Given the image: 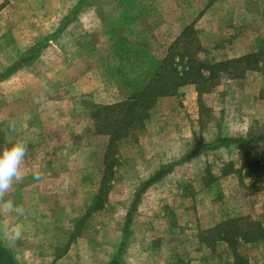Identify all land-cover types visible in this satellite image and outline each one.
Listing matches in <instances>:
<instances>
[{
    "label": "rangeland",
    "instance_id": "374dc122",
    "mask_svg": "<svg viewBox=\"0 0 264 264\" xmlns=\"http://www.w3.org/2000/svg\"><path fill=\"white\" fill-rule=\"evenodd\" d=\"M158 10L156 0H0V121L6 102L22 109L48 161L35 169L60 203L105 204L86 241L119 240L135 193L175 164L139 205L134 231L148 218L181 220L186 235L189 222L223 221L213 233L245 244L214 264H264V0H245V35L233 38L246 47L230 52L245 55L211 65L193 35L170 50L158 41ZM14 74L18 83H3ZM218 134L239 141L178 162Z\"/></svg>",
    "mask_w": 264,
    "mask_h": 264
},
{
    "label": "crops",
    "instance_id": "0c3cea01",
    "mask_svg": "<svg viewBox=\"0 0 264 264\" xmlns=\"http://www.w3.org/2000/svg\"><path fill=\"white\" fill-rule=\"evenodd\" d=\"M156 1L159 9L157 19L167 21L158 41L165 43L167 37L168 50L193 35L199 41L198 51L205 57V61L198 60L204 65L227 62L245 55V52L230 53L245 50L243 47H246L244 40L235 44L233 38L235 35H245V0H202L204 4L194 13H184L183 4L191 3L192 0ZM216 37L226 40L214 44L212 42ZM216 52L220 54L219 57L214 55ZM222 52L227 54L222 55ZM15 74L3 77V83L10 79L17 82ZM186 86H180L179 89ZM3 106L5 118L3 122L0 121V147L8 146L14 138L23 139L28 144L20 178L13 181L8 191L0 193V245L7 251L13 264H110L113 261L117 264H214V259L225 260L232 255L237 258L240 255L241 245L245 244L242 239L213 233V229L220 227L223 221L213 222L212 225L197 222L192 225L189 222V234L186 235L188 232H182L181 220L177 223L175 219L169 220L170 224H167L166 220L148 218L139 234L138 230L134 231V214L139 205L147 206L144 202L148 200L150 190L165 176L143 190L136 203L135 193L125 215L119 240L115 239L112 243L98 239V236L97 240L86 241L90 225L95 224L93 218L104 210L105 204L99 202L96 195L89 204H70V199L60 203L58 197H53L48 187V173L39 171V177L36 174L38 171L34 165L48 161L41 157L40 162L33 151L37 142L34 134L31 135L32 129L19 123L22 109L9 106V102ZM10 120L15 124L14 131L8 128ZM217 136L223 137L221 134ZM106 243H109L110 250L104 256L100 252L101 244ZM216 253L222 255L215 258Z\"/></svg>",
    "mask_w": 264,
    "mask_h": 264
},
{
    "label": "clouds",
    "instance_id": "9594fccd",
    "mask_svg": "<svg viewBox=\"0 0 264 264\" xmlns=\"http://www.w3.org/2000/svg\"><path fill=\"white\" fill-rule=\"evenodd\" d=\"M8 128L10 131H14L13 121H9ZM27 154L28 144L23 139L14 138L9 141L8 146L0 147V193L8 191L12 187L13 181L20 178Z\"/></svg>",
    "mask_w": 264,
    "mask_h": 264
},
{
    "label": "trees",
    "instance_id": "16d2710c",
    "mask_svg": "<svg viewBox=\"0 0 264 264\" xmlns=\"http://www.w3.org/2000/svg\"><path fill=\"white\" fill-rule=\"evenodd\" d=\"M53 36V35H52ZM44 44V41L35 46L36 48L42 46ZM37 53L35 52L34 55H36ZM28 59V58H27ZM238 62V61H237ZM225 63H223L224 65ZM17 66V65H16ZM13 68V67H12ZM12 68L9 69L5 75L10 74V72L12 71ZM159 96H163V93H158ZM257 140V139H254ZM238 139H231V138H225V137H221V136H217L212 142L207 143L205 145H203L201 148L199 149H195L193 151H191L189 154H187L186 156H184L181 160H179L178 162L181 163L183 161L188 160L189 158H191L193 155L198 154L201 151H205V150H213V149H217L219 147L222 146H227L228 144L231 143H236L238 142ZM177 162V163H178ZM175 164H169L165 167L162 168V170H160L158 173H156L154 176H152L147 182H145L142 186L140 191L136 194L135 196V201L134 203L137 202L140 193L145 190L149 185H151L152 183L156 182L157 180H159L161 177L165 176L166 174L169 173V171L173 168ZM135 205V204H134ZM133 205V206H134ZM134 208V207H133ZM0 264H13V260L11 259V257L9 256V254L7 253V251L0 245ZM110 264H117L116 261L111 262Z\"/></svg>",
    "mask_w": 264,
    "mask_h": 264
}]
</instances>
